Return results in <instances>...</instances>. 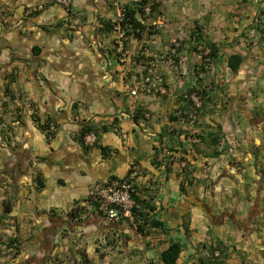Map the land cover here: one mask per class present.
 Returning a JSON list of instances; mask_svg holds the SVG:
<instances>
[{"label":"crops","instance_id":"obj_1","mask_svg":"<svg viewBox=\"0 0 264 264\" xmlns=\"http://www.w3.org/2000/svg\"><path fill=\"white\" fill-rule=\"evenodd\" d=\"M145 1L71 0L67 10L0 0V241L14 245L0 256L166 264L160 253L178 241L173 264H200L215 250L219 264H264V0H150L147 16ZM118 4L140 26L122 51L111 31ZM195 26L216 48L201 75ZM179 27L186 36L171 65ZM231 54L242 58L236 71ZM150 61L170 93L131 94ZM192 91L199 118L180 122L174 111L191 107ZM110 178L134 183V222L94 208L89 190Z\"/></svg>","mask_w":264,"mask_h":264},{"label":"built area","instance_id":"obj_2","mask_svg":"<svg viewBox=\"0 0 264 264\" xmlns=\"http://www.w3.org/2000/svg\"><path fill=\"white\" fill-rule=\"evenodd\" d=\"M62 4L67 10L71 7V0H56ZM144 15H149L152 12V2L146 0L142 5ZM111 31L114 38L116 50L122 51L124 42L127 37L139 31V27L135 26L127 16V9L123 4H118V9L115 17L112 20ZM186 36L183 28L179 27L174 33H171L170 39V54L169 63L175 64V57L177 56L178 49L180 48L184 37ZM193 40L197 49V71L199 74H204L206 71L211 70V57L210 50L202 43L203 31L202 28L195 26L193 29ZM243 44L253 45L254 41L243 39ZM178 63L183 64V58H180ZM182 74L185 70L182 69ZM140 89V90H139ZM151 93L157 92L160 94H168L170 90L163 84L160 74L156 71V65L150 61L147 73L144 75L137 88L131 90V94L138 92ZM185 97L191 102V107L184 110L181 107L175 109L174 113L180 122H188L190 124L197 121L200 111L203 106L201 96L197 91H192L185 94ZM47 133L49 135L56 131V125L53 122L47 123ZM96 140V134L90 132L85 136L87 143H93ZM236 147L235 143L230 146V152ZM135 186L129 178H110L103 185L93 187L89 190V194L96 199L94 208L104 218L110 221L119 219H127L134 222L136 213L141 210L140 204L135 200ZM221 260L219 250H215L200 264H217Z\"/></svg>","mask_w":264,"mask_h":264},{"label":"trees","instance_id":"obj_3","mask_svg":"<svg viewBox=\"0 0 264 264\" xmlns=\"http://www.w3.org/2000/svg\"><path fill=\"white\" fill-rule=\"evenodd\" d=\"M127 16L135 26H138L137 24H139V23L133 21L131 13L128 10H127ZM138 27H140V26H138ZM215 49L216 48H214V47H210V57L212 55H214ZM241 60H242V58L238 54H231L227 58V65L232 71H236L237 68L239 67V64L241 63ZM219 131H220V127H217L216 130L211 134L210 142L212 145L217 144V140L219 138ZM40 186H41V184H40ZM140 206H141V204H140ZM138 214H139V218L142 219V222H143L142 224L149 223L150 219L147 218V216L143 215V212H139ZM150 224L153 225V222H150ZM11 242L13 243V241H11ZM181 249H182V245L180 242L172 241L169 244V246L160 253V258H161L162 262H164L166 264L175 263L176 259L179 256ZM217 264H219V262Z\"/></svg>","mask_w":264,"mask_h":264},{"label":"rangeland","instance_id":"obj_4","mask_svg":"<svg viewBox=\"0 0 264 264\" xmlns=\"http://www.w3.org/2000/svg\"><path fill=\"white\" fill-rule=\"evenodd\" d=\"M253 92V90H252ZM251 92V93H252ZM243 121V125L246 124V121L244 119H242ZM2 245H5L6 248H8V245L11 247H14L12 242H8V241H0V248ZM9 253H11V251H9ZM53 263L52 264H63V262H67V264H75V262L77 261V259L75 257H54L52 258ZM23 257H19L18 256V252H16L15 254L12 255H4V256H0V264H23Z\"/></svg>","mask_w":264,"mask_h":264}]
</instances>
